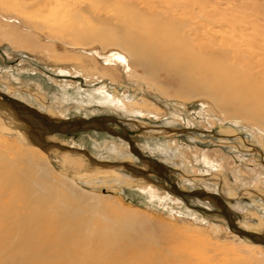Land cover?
<instances>
[{
    "label": "rangeland",
    "instance_id": "rangeland-1",
    "mask_svg": "<svg viewBox=\"0 0 264 264\" xmlns=\"http://www.w3.org/2000/svg\"><path fill=\"white\" fill-rule=\"evenodd\" d=\"M11 1L0 0L1 29L7 31L14 25L21 30L18 19H8L16 15L32 25L31 40L44 49L32 52L15 48L0 32L2 92L59 118L118 117L129 130L138 133L132 139L140 151L172 168L169 177L181 189L221 194L241 227L264 232L263 131L246 120L230 117L206 96L185 99L173 97L172 90L168 95L154 92L140 77L130 76L129 58L116 47L103 48L96 40L86 43L82 37L61 29L63 25L79 21L83 26H91H86L88 29L96 30L99 27L96 17L100 3L92 0H45L38 5L41 7L22 13L9 8ZM192 1L196 5L194 10L198 11L196 15L201 14L203 26L210 18L225 22L249 14L255 29L258 25L253 31L264 32V0ZM116 7L106 4V12L112 13ZM100 15L103 16V12ZM245 26L248 24H240V34L245 33ZM222 30L226 32L225 27ZM225 32L222 33L236 39ZM116 52L123 57L113 56ZM106 70L113 78L100 76ZM86 72L94 76H87ZM163 81L169 83L167 77H163ZM121 100H125L127 105L147 102L150 112L142 115L125 111L120 105ZM112 127L122 131L119 126ZM0 136L8 142L20 143L14 132L0 128ZM45 139L57 151L38 149L58 176L72 178L77 183L76 191L84 189L100 193L104 198L110 196L123 206L146 214L150 225H144L145 231L157 233L161 225H168L176 229L175 232L191 236L193 241L197 239L196 243L186 245L187 251L208 264H230L233 260L264 261V245L254 244L237 235L229 229L223 216L208 212L216 210L214 204L195 197L175 195L169 190L170 185L157 175H150L152 181L142 183L140 181L145 179L135 177L124 168H116V171L123 178L132 180L118 181L104 176L79 179L77 176L86 172L77 170L71 173L56 155L60 150L62 153L75 151L92 160L94 165L126 163L143 168L144 165L130 152L125 139L106 131L57 133Z\"/></svg>",
    "mask_w": 264,
    "mask_h": 264
},
{
    "label": "bare ground",
    "instance_id": "bare-ground-1",
    "mask_svg": "<svg viewBox=\"0 0 264 264\" xmlns=\"http://www.w3.org/2000/svg\"><path fill=\"white\" fill-rule=\"evenodd\" d=\"M44 1L13 0L9 8L24 13ZM92 1L101 5L95 16L96 30L79 21L61 29L86 43L96 40L103 48L116 47L129 58L130 76L140 77L154 92L168 95L172 90L173 97L185 99L206 96L230 117L246 120L264 132V32L253 31L258 25L255 29L249 14L225 22L210 18L203 26L192 0ZM106 4L117 7L106 12ZM8 19H18L22 25L21 30L11 25L7 31L0 26L13 47L32 52L44 49L31 40V24L16 15ZM242 22L248 24L244 34H240ZM224 27L235 40L222 33ZM121 54L113 56L123 57ZM100 76L113 78L107 70ZM120 105L132 113L150 112L147 102L127 105L121 100ZM0 128L16 133L20 141L8 142L0 136V264H208L187 251L186 245L197 239L168 225H161L157 233L145 231L144 225H150L146 214L110 196L76 191L77 183L58 176L38 149L40 144L3 111ZM51 147L44 149L57 151ZM60 151L56 155L71 173L86 172L79 179L132 180L123 178L116 167L97 166L75 151ZM230 264L264 261L233 260Z\"/></svg>",
    "mask_w": 264,
    "mask_h": 264
},
{
    "label": "water",
    "instance_id": "water-1",
    "mask_svg": "<svg viewBox=\"0 0 264 264\" xmlns=\"http://www.w3.org/2000/svg\"><path fill=\"white\" fill-rule=\"evenodd\" d=\"M0 111L5 112L9 117L19 123L26 130L31 140L38 142L42 148L51 145L46 142L45 138L48 135L57 133L74 134L83 131H106L113 136L125 139L128 142L130 152L144 165L143 168H137L126 163H96L103 167L124 168L130 171L135 177H142L147 181H152L150 175H157L170 185L169 190L175 195L181 198L195 197L214 204L216 210H207L208 212L223 216L227 221L229 229L237 235L250 240L254 244L264 245V232L250 231L241 227L236 222L226 199L221 194L205 190L186 191L181 189L169 177L172 168L156 157L140 151L132 139V136L138 133L129 130L118 117L114 115H95L91 117L59 118L46 114L1 90ZM112 125L119 126L122 131L118 132L114 130Z\"/></svg>",
    "mask_w": 264,
    "mask_h": 264
},
{
    "label": "flooded vegetation",
    "instance_id": "flooded-vegetation-1",
    "mask_svg": "<svg viewBox=\"0 0 264 264\" xmlns=\"http://www.w3.org/2000/svg\"><path fill=\"white\" fill-rule=\"evenodd\" d=\"M115 126H117V125H115Z\"/></svg>",
    "mask_w": 264,
    "mask_h": 264
}]
</instances>
